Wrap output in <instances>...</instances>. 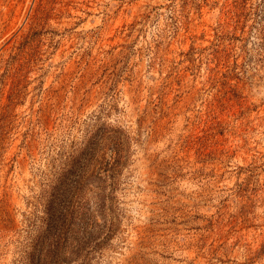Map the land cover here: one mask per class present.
<instances>
[{
	"label": "rangeland",
	"instance_id": "1",
	"mask_svg": "<svg viewBox=\"0 0 264 264\" xmlns=\"http://www.w3.org/2000/svg\"><path fill=\"white\" fill-rule=\"evenodd\" d=\"M0 264H264V0H0Z\"/></svg>",
	"mask_w": 264,
	"mask_h": 264
}]
</instances>
